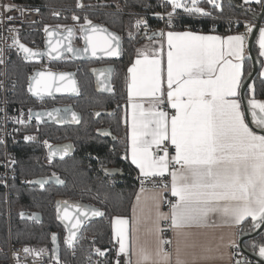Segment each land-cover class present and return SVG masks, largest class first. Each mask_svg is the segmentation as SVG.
<instances>
[{
	"label": "snow or ice",
	"instance_id": "obj_1",
	"mask_svg": "<svg viewBox=\"0 0 264 264\" xmlns=\"http://www.w3.org/2000/svg\"><path fill=\"white\" fill-rule=\"evenodd\" d=\"M207 3L222 7L218 0H207ZM245 3H251V0H245ZM256 3L264 7V0H256ZM199 4L200 0H164V5H170L172 9L167 13V25H172L178 9H183L189 16L211 15ZM2 7L8 12L16 6L4 4ZM12 19L6 17L9 22ZM76 19L73 16V20ZM86 24L91 26L90 31L83 26L81 30L87 31L84 38L93 56L97 55L98 49L108 56L120 54L118 36L110 32L102 35L106 29L92 26L91 21L86 20ZM133 27L147 29L148 24L145 20H137ZM252 30L253 26H246V33ZM67 33L70 37L72 29L68 28ZM246 33L219 36L161 30L151 34L154 43L150 48L137 49V58L128 69V107L131 111L126 118L128 147L124 158H130L139 170L138 178L143 179L131 220L122 216L112 218L113 235L119 244L117 255H123V264H196L197 261L223 259L224 250L236 246L235 239L224 241L221 237V243L213 248L195 240L191 229L208 227L213 217L219 219L220 226L241 225L249 217L252 229L264 225V135L249 127L245 112L236 99L241 84ZM157 35L161 37L160 41H155ZM13 44L23 51L25 59L38 55L16 38H13ZM258 44L260 55L264 56V26L259 28ZM68 51L79 50L69 46ZM50 53L60 56L59 41L51 45ZM66 75L57 77L51 72H39L30 77L34 83L29 84L28 90L37 96L43 92L51 95L53 87L57 92L75 91L74 87L56 86L57 80L62 82ZM165 107L174 110V114L170 115ZM70 111V108L54 109L47 115L63 123ZM248 111L255 127L264 130V101L251 99ZM62 112L65 115H61ZM31 115L30 111L29 118ZM41 115L37 114L38 120ZM71 120L78 123V115L72 112ZM45 145L49 148L50 160L57 155L63 158L71 149V145L55 149L47 142ZM104 171L111 174L108 169ZM165 176L170 180L162 186L157 183H153L152 189L143 186L157 178L163 180ZM56 180L63 183L58 177ZM33 183L43 187L45 180L41 178ZM168 192L174 199H166ZM63 203L67 205V202ZM165 205L167 212L162 210ZM76 213L75 222L71 223L65 238L69 247H74L77 230L84 218L104 215L79 204ZM58 218L69 222L73 219L67 206L63 216ZM168 231L172 232V239L165 238ZM52 239L55 243V234ZM174 242L173 251L165 250L166 245L172 246ZM253 248H256L255 244ZM22 251L30 255L34 252L28 247ZM95 252L101 257L105 255L100 249ZM258 254L264 257V243L259 245ZM14 255L19 264L18 254ZM227 255L230 258L233 253ZM53 258L58 264L55 249ZM116 264L121 261L117 259ZM237 264L244 262L237 261Z\"/></svg>",
	"mask_w": 264,
	"mask_h": 264
},
{
	"label": "trees",
	"instance_id": "obj_2",
	"mask_svg": "<svg viewBox=\"0 0 264 264\" xmlns=\"http://www.w3.org/2000/svg\"><path fill=\"white\" fill-rule=\"evenodd\" d=\"M18 4L40 5L44 15L52 10L70 15L74 13L78 18L77 24L88 19L91 22H99L118 32L121 37V57L114 61L115 66L112 85L115 91L109 95L98 94L94 90L93 78L89 74L90 65L94 61H74L69 57L57 62H50V67L61 70H74L78 83V94L75 97L33 98L28 92V77L34 68H39L37 61L25 60L17 53H12L9 59L7 75L12 84L11 103L17 108V112L28 109L50 108L55 105L72 104L75 110L82 116L80 125L59 127L54 124L40 122L36 124L35 118L30 119L26 126L19 125L15 132L14 141L10 142V148L15 151L16 165L15 175L11 178L8 187V195L1 184L0 179V240L4 245L10 235L12 242H25L32 247H46L50 250L52 233L59 235V248L62 257H69V248L65 243V233L56 221L54 200L58 196L68 197L90 203L102 210L101 219L88 222L82 229L79 241L75 242L76 255L81 258L90 252L91 246L97 244L105 247L111 243L112 218L116 216L127 217L134 194L137 190L136 180L133 178L134 167L125 159L126 128L121 121L120 103L126 98V74L137 56L138 46L145 40L141 33H136L133 27L135 15L145 14L150 25L157 23V19L150 17L149 13L157 10L159 0H83L84 9L76 10L74 0H13ZM222 5L216 8L200 0L199 6L211 13L209 16H189L183 10L173 20V29L184 30L202 27L203 32L207 28L215 26V33L234 34L240 33L239 27L243 20H252L260 14L262 6L259 3H245L243 0H221ZM115 4L119 5L118 10ZM112 8V9H110ZM49 18V14L45 15ZM53 26L56 23L66 25L62 20L49 21ZM45 25L34 28L32 33H23L20 40L34 48L43 47ZM264 26V15L262 19ZM48 28V27H47ZM131 33V36L129 35ZM74 41L81 43V38ZM254 56L259 62L257 74L251 83L256 99H264V77L261 76L262 58L259 49L254 43L252 47ZM252 70V60L249 55L244 57L243 76L241 84L246 80ZM112 110L111 114L93 118V110ZM22 114V113H21ZM104 125L109 127L116 139H104L97 136L94 131ZM25 133L35 134L34 142H26ZM33 141V139H31ZM52 144L70 141L73 144V153L63 160H47V148L44 142ZM94 156V158H92ZM3 158V146L0 143V161ZM100 165L102 168H100ZM106 167L121 168L123 176L118 183L109 185L102 181V170ZM100 168V169H99ZM59 176L65 181V185L30 186L23 182L24 178H36L39 176ZM37 211L42 215L39 222L21 220L20 213ZM9 214V227L7 224ZM251 229V220L243 222L240 231ZM95 237L97 241H92ZM86 238H89L85 240ZM264 243V229L256 236L246 239L243 248L250 252H256L259 245ZM253 244L256 248H253ZM238 250L241 249L238 247ZM242 252V251H241ZM243 253V252H242ZM244 254V253H243ZM246 255V254H245Z\"/></svg>",
	"mask_w": 264,
	"mask_h": 264
},
{
	"label": "built area",
	"instance_id": "obj_3",
	"mask_svg": "<svg viewBox=\"0 0 264 264\" xmlns=\"http://www.w3.org/2000/svg\"><path fill=\"white\" fill-rule=\"evenodd\" d=\"M4 4H11L15 5L11 11L4 12L3 5ZM164 0H159V6L157 10L154 12H150L149 16L156 18L157 23L150 25L147 21L145 14H138L136 11L131 10L132 14H136L134 24L137 20H145L147 21L148 28L144 29L141 28L140 30L136 29V33L145 32V34H149L151 32L156 31H166L169 29H173L174 22L171 26L167 25V13L171 11L170 5H164ZM85 7L83 0H74V8L76 10H83ZM38 9V11H36ZM112 9V8H110ZM119 5L115 4V9L118 10ZM183 9H178L177 14L173 16V20L177 18L179 12ZM160 14V15H157ZM11 16L13 17L12 21H7L6 17ZM73 16L76 17L74 13L67 15L61 13L58 10H52L49 13V19L53 20H62L68 22L65 26L75 25L78 19L73 20ZM163 16V18H161ZM47 16H45L42 12L41 6L36 4L31 5H23L14 2L13 0H0V143L3 146V158L0 161V179L1 184L4 186L6 190V195L8 194V187L11 178L15 175V165H16V154L15 151L10 148V142L14 141L15 132L19 126V119L22 114L18 113L17 108L12 105L11 103V95H12V84L10 83L7 75V68L9 59L12 53H17L19 57L25 59L23 53L20 51L17 45L13 44V38H19V42H21L20 37L23 33H32L34 28L45 24L47 20ZM255 19L252 20H243L242 26L239 27V31L244 32L246 30L247 25L253 26L255 24ZM14 29L10 31L9 29ZM215 26H210L207 28V32L215 33L216 31ZM191 30L203 32L202 27L191 28ZM146 34V35H147ZM32 47V46H31ZM34 48V47H33ZM42 59L47 58H29L25 60L37 61L38 63L43 64L44 66L39 67L43 69H49V62L48 60L46 63L43 62ZM54 70V69H53ZM55 70H61L60 67H57ZM110 89L112 92L115 91V87L111 84ZM166 100V97H165ZM165 109L171 114L173 111L165 107ZM52 145V144H51ZM48 149V147H46ZM172 151V149H171ZM49 159V157H47ZM94 158V156H92ZM100 168L102 166L100 165ZM99 168V169H100ZM123 171L121 168H118ZM102 181L107 182L109 185H114L115 183L119 182V176L112 177L105 174L102 170ZM133 178L136 180L137 187H142L141 180L142 177L137 175V172L134 170ZM169 181V177L165 176L163 180L157 178L153 182H148L144 187H153V183L160 184L161 186L164 183ZM23 182L27 185H30L31 179L24 178ZM39 189L43 188L38 186ZM166 199H174L169 194H165ZM165 209L168 210L167 205L164 206ZM7 222L9 226V215L7 217ZM170 236V231L165 234V238ZM89 238H86L87 240ZM92 241H97L95 237L91 238ZM79 241V237L76 242ZM28 247L33 249V254H28L22 251L23 248ZM170 246H165V250H169ZM69 257H62L61 253L58 258V264H116L117 259L121 261L123 264L124 257L121 254L119 257L117 255L118 245L116 244V240L111 238V243L105 247L99 246L94 244L91 246L90 252L85 255V257L81 258L80 256L76 255L75 252V245L74 247H69ZM96 249H100L101 251L105 252L104 256H98L95 252ZM41 250H44L41 255H37L40 253ZM232 252L235 256V262L241 261L244 264H264L262 262H258L255 259L243 254L241 251L238 250V245L234 248L231 247ZM18 254L19 264H57V259H54L52 256L51 245L50 250L46 247H32L30 244L25 242H12L10 236H8V240L6 245L2 243L0 240V264H18L17 256L14 255Z\"/></svg>",
	"mask_w": 264,
	"mask_h": 264
},
{
	"label": "water",
	"instance_id": "obj_4",
	"mask_svg": "<svg viewBox=\"0 0 264 264\" xmlns=\"http://www.w3.org/2000/svg\"><path fill=\"white\" fill-rule=\"evenodd\" d=\"M263 15H264V7H262L260 14L254 18L256 22L253 25V30L249 34L248 39H247V49L249 51V55H250L251 60H252V70H251L249 76L246 78V80L243 82V84H241V87H240V98L242 100V105H243L245 115L247 117V121L250 125H251V122H250V116L248 113V106L246 103V92H247V89H248L253 77L257 74L258 67H259V62L253 54L252 47L255 43V39H256L257 33L259 31V28L262 26ZM91 25L92 26H100V27L106 29L107 32L102 33V35H107V33L110 32V33H113L119 37V52H120V54L118 56H108L103 51H101L99 49L97 50V55L93 56L91 54V49L88 47L87 41L84 38L87 35V31L82 32V30H81L82 27L80 28L81 36L83 38L82 44L80 46L74 45L73 36L75 33V28L72 25L66 26L62 30L55 27V26L47 28V31L45 30V32H44L43 47H41V48H33V47L29 46L28 44H26L22 41L20 43L24 44L25 47L32 49L33 52L38 53V55L34 56L35 58H47L48 60H51L53 62H57L64 57H69L70 59H72L74 61H87V60L94 61V62L117 61L121 57V37L118 34V32L110 29L106 25L101 24L99 22H91ZM82 26L84 29H87L88 31H90L91 26H89L88 24L82 25ZM68 28H71L72 33H73L70 37L68 36V33H67ZM156 32L158 33L159 31H156ZM49 33H52V35H49ZM152 33L153 32L146 35L145 32H143L141 38L149 40ZM158 37H160V36L157 35L155 38H158ZM58 41L60 42V51H61L60 56H57L56 53H50L51 45L57 44ZM69 46L73 50H79V51H68ZM85 49H88V50L85 51ZM20 51L23 53L22 50H20ZM23 55L25 57L24 53H23ZM34 57H32V58H34ZM114 69H115L114 64H98V65H92L88 68L89 74L93 78L94 90L96 93L104 94V95H109L112 93V91L110 89V85L112 84ZM39 72H51V73L55 74L57 77H59L60 74H67L65 76V79L62 82L57 80L56 86L61 87V88L74 87L75 91L57 92L55 90V87H53L51 89V95H49L48 92H43L40 96H37L33 92H30L28 90L29 95L31 97L41 99V98L75 97V96H77V94H78V83H77V79H76V72L74 70H53V69L34 68L28 77V89H29V84L34 83V81H30V77H35ZM64 108H70L71 111L66 114V119L63 123L58 122L55 119H50L47 115L48 112H51L54 109H64ZM72 112H74L78 115V117H79L78 123L73 122L71 120V113ZM38 113L42 114L40 117L41 122H43L45 124H54L55 126H59V127L78 126V125H80L81 120H82L81 113L79 111L75 110V108L72 104L55 105V106L50 107V108L35 109L31 112V114H32L31 117L37 118ZM96 113H100V115L97 116ZM111 113H112L111 109H109V110L95 109V110H93V118H94V120H97L100 116L106 115V114H111ZM61 115H65V114L62 112ZM94 133L97 136H100L101 138H104V139H112L113 141H115V139H116L115 135L112 134L109 127H98L95 129ZM63 145H71V149L69 150L68 154L66 156H64L63 158H61L60 156L57 155V156H54L52 159L63 160L73 153L74 147H73L72 142H70V141H66V142H62V143H55V144H52L51 146H53V149H55L56 147L63 146ZM47 157H49V148L47 149ZM104 169L110 170L111 174L110 175L106 174ZM104 169H103V171L108 176H112V177L119 176V177H121L124 174L123 171H121L118 168L106 167ZM57 177L59 178L60 181H63V183H58L56 180ZM41 178H43L45 180V183L43 186L55 185L57 187H62L65 185V181L62 178H60L59 176L46 175V176H39L36 178H32L31 182H30L31 186H41L38 183H33V181L39 180ZM63 202H67V205H65ZM77 204L82 205V206H90L91 210H99L102 212V210L100 208H98V207H96L90 203L84 202V201L73 200V199H70L68 197H63V196L56 197L54 200V205H53L54 211H55V218H56V221L63 228L64 233H65V238L69 235L68 229L71 227V223L75 222V218L77 216V213H76V205ZM66 206L68 208L69 213L73 217L71 222H69L67 220H63L62 218H58V216H60V217L63 216V211H64V208ZM21 214L22 213H20V215H19V218L21 220L35 221V222H39L42 220L41 213L37 212V211L23 213V215H21ZM101 218H102V216H91V215H89L87 218H84L83 223L79 226V229L77 230L76 240L80 236L83 227L88 222L96 221V220H99ZM66 225H67V227H66ZM263 229H264V225H261V227H259V228H256V229L251 228L250 230L243 231V232H241L240 237H239V241H238V247L241 249V251L244 254H246L247 256L255 259L258 262H262V263H264V258H261L260 256H258L256 254V252H250V251L245 250L243 248V242L246 239H250V238L256 236ZM53 234H55V236H56L55 243L53 242V239H52ZM50 245H51L52 256H53V250L55 249V257H59L60 256V248H59V235H58V233L55 232V233L51 234Z\"/></svg>",
	"mask_w": 264,
	"mask_h": 264
},
{
	"label": "crops",
	"instance_id": "obj_5",
	"mask_svg": "<svg viewBox=\"0 0 264 264\" xmlns=\"http://www.w3.org/2000/svg\"><path fill=\"white\" fill-rule=\"evenodd\" d=\"M219 1H221V0H218V2ZM243 2H245V0H243ZM251 3H256V0H251ZM169 30L178 31V32L193 31V32L201 33V34H210V35H219V36H229V35H236V34H240V33H246V30L244 32L234 33V34H220V33H212V32H199V31L188 30V29H184V30L169 29ZM169 30H166L164 32H167ZM249 34L250 33H246V43H245V48H244V57L246 55H248L247 39H248ZM154 39H155V41H160L161 37L154 38ZM258 39H259V31H258L256 39H255V43H256V45H257V47L259 49ZM153 43H154L153 39H149V40L145 39L140 44V47L138 49H144L146 46H148L150 48L153 45ZM156 46L159 47V44L157 43ZM166 51H167V46H166V43H165V46H164V52H165L164 67H165V70H166ZM259 53H260V49H259ZM136 58H137V56L134 58L132 64L134 63ZM261 58H262V67H261V72L260 73H264V56H261ZM243 61H244V58L241 61V65H242V67H241V73H242L241 81H242V76H243ZM132 64L130 65V67L132 66ZM261 76L264 77V75H261ZM129 81H130V74L128 73V70H127L126 83L128 84ZM249 86H251V87H248L247 92H246V103H247L248 109H249V101L251 99L254 98L257 101H264V99H256L254 97V89H253L252 83H250ZM240 87H241V84H240ZM240 87L238 89V96L236 97V99L241 104V110L244 111L243 105H242V100L240 98ZM165 89H166V84H165ZM165 97H166V94H165ZM119 107L121 109V121H122L123 125L126 128V148H125V153H124V155L126 156L127 147H128V125L126 123V118H127V114L130 113V111H131V109L128 107V91H127V89H126V98H125V100H123L120 103ZM168 109H170V108H168ZM170 110H172V109H170ZM165 111H167V110L165 109ZM172 111H173V114H174V110H172ZM248 113H249L250 122H251V125L248 123L249 127L253 128V130L258 132L259 134L264 135V130H261V129H258V128L255 127V125L252 123L251 113L249 111H248ZM246 122H248V121H246ZM172 152H174V149H172ZM128 161L134 167L135 171L137 172V175H139V170L136 168L135 165H133L131 163L130 158H128ZM169 180H170V177H169ZM140 188L141 187H138L136 192H135V194H134V198L132 200L131 209H130V215L127 216V218H129V220H131V218H132V215H133V212H132L133 204L136 202L137 193L139 192ZM145 188L152 189L153 187H145ZM167 194L170 195V192H168ZM142 199H143V196H142ZM162 210L165 211V212L168 211L164 207L162 208ZM248 219L251 220L250 217L247 218V220ZM111 224H112V221H111ZM242 224L241 225H236V226H231V227H229V226H220L219 219L213 217L212 220L209 222V226L208 227L194 228V229H191V231L194 234L193 238L195 240H197L202 245H206V246L215 248L216 245L221 243V237H223L224 241H227L229 239H235L236 245H238L239 237H240V234H241L240 227L242 226ZM111 238L116 240V244L119 247V244L117 243V239L118 238L114 237V235H113V227H112V230H111ZM172 238H173V234L170 231V236L167 239H172ZM174 247H175V242L173 243L172 246L169 247L168 251H173ZM224 251H225V255H224L223 259H210V260L197 261L196 264H237L235 262V256H234V253L231 250V247H229L228 249H226ZM258 251H259V249L256 251V254L258 256H260L258 254ZM228 252L233 253V255L230 258L227 255ZM261 258H264V257H261Z\"/></svg>",
	"mask_w": 264,
	"mask_h": 264
},
{
	"label": "rangeland",
	"instance_id": "obj_6",
	"mask_svg": "<svg viewBox=\"0 0 264 264\" xmlns=\"http://www.w3.org/2000/svg\"><path fill=\"white\" fill-rule=\"evenodd\" d=\"M50 13V12H49ZM49 13H46L45 15H48ZM43 14H44V12H43ZM53 20V19H52ZM86 20L88 21V19H85L84 21H82V25H86ZM49 21H51V19H47L46 20V25H45V29L48 27H53V24H50L49 23ZM55 27H57V28H59V29H64L66 26L65 25H62V24H59V23H56L55 25H54ZM74 26V28H75V33H74V36H73V43H74V45H76V46H80L81 44H82V40H83V38H82V36H81V31H80V28H81V25H79V24H77V22L75 23V25H73ZM76 37H79V38H81V43H78V42H76V41H74V38H76ZM18 40H19V38H17ZM140 47V45L138 46V48ZM65 58H67V57H64V58H62V59H65ZM42 61L44 62L45 61V63L48 61L47 59H42ZM49 62V65H50V62L52 63L53 61H48ZM92 65H95V63L94 64H92ZM39 66L40 67H42V66H44L43 64L41 65V63H39ZM91 66V65H90ZM57 67H59V65L57 66ZM61 67V66H60ZM43 69V68H42ZM49 69H56V68H52V67H50L49 66ZM65 104H67L66 102H64ZM62 105V104H61ZM29 112H30V110L28 109V111L26 112L25 110H22V111H20V114L22 113V116H20V119H19V125H28V123L30 122V119L31 118H29ZM21 121H23V122H21ZM35 122H36V124H38V123H40L41 121H40V118H39V120L37 119V118H35ZM25 137H32L33 138V141H31V140H26L25 139ZM23 138L26 140V142H34L35 140H34V138H35V134H33V136H31V134H28V133H25L24 135H23ZM45 142H47V144L48 145H51L52 143L51 142H49V141H45ZM45 142L43 143L44 144V146L45 147H47L46 145H45ZM47 158V157H46ZM47 160L49 161L50 159H48L47 158ZM42 189V188H41ZM5 192H6V190H5ZM8 195V194H7ZM8 215L9 214H7V217H8ZM7 224H8V222H7ZM9 227V226H8ZM8 236H10L9 234H8Z\"/></svg>",
	"mask_w": 264,
	"mask_h": 264
},
{
	"label": "flooded vegetation",
	"instance_id": "obj_7",
	"mask_svg": "<svg viewBox=\"0 0 264 264\" xmlns=\"http://www.w3.org/2000/svg\"><path fill=\"white\" fill-rule=\"evenodd\" d=\"M114 61H98L97 63H95V65L98 64H113ZM101 127H105L104 125H102Z\"/></svg>",
	"mask_w": 264,
	"mask_h": 264
}]
</instances>
